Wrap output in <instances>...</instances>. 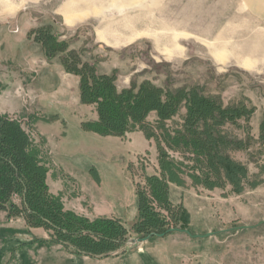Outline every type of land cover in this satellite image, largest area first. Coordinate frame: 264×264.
<instances>
[{"label": "rangeland", "instance_id": "1", "mask_svg": "<svg viewBox=\"0 0 264 264\" xmlns=\"http://www.w3.org/2000/svg\"><path fill=\"white\" fill-rule=\"evenodd\" d=\"M77 13L87 16L67 22L68 14ZM43 27L67 42V51L95 63L100 74H115L119 89L145 80L172 91L199 86L225 106L242 103L253 109L248 123L242 119L241 127L228 124L224 129L247 141L248 147L229 154L247 165L249 182L257 184H246L238 193L230 184L195 188L187 178L185 202L175 205L186 204L189 224L178 226L152 253L165 264H264V59L250 69L244 64L248 57L264 54L250 50L260 45L264 22L254 19L239 0H0V112L20 121L42 144L52 193L65 208L94 218L98 205L85 197L84 177L68 174L54 161L52 144L65 131L35 124L36 118L54 115L98 120L94 105L79 102L80 77L65 70L61 56L66 53L48 58L30 37ZM220 52L225 61L218 58ZM155 120L153 112L148 121ZM66 138L55 147L59 157L65 144L81 139L73 127ZM146 139L138 129L117 138L90 135L85 149L93 160L107 158L127 169L135 186H145V177L159 169L156 142ZM13 201L20 204L21 197L15 195ZM33 238L49 239V232L0 211V264L144 263L137 251L146 239L134 233L127 247L94 257L70 253L62 245L29 244Z\"/></svg>", "mask_w": 264, "mask_h": 264}, {"label": "trees", "instance_id": "2", "mask_svg": "<svg viewBox=\"0 0 264 264\" xmlns=\"http://www.w3.org/2000/svg\"><path fill=\"white\" fill-rule=\"evenodd\" d=\"M31 36L48 58L66 53L61 56L65 70L80 77L81 102L94 105L98 113V120L82 122V128L118 137L142 131L156 142L159 169L145 177V186L137 183L138 216L129 228L117 218L81 216L66 209L61 197L52 193L42 144L20 121L0 112V210L8 218H24L29 228L49 232V239L33 238L29 244L62 245L70 253L92 257L108 255L127 247L131 233L143 241L189 224L188 211L170 199L171 184L187 187L188 178L195 188L213 190L230 184L238 193L246 184H257L249 182L247 165L229 154L248 147L247 141L232 138L224 129L228 124L241 127L242 119L248 123L252 108L242 103L225 106L199 86L172 91L145 80L119 89L115 74H100L95 63L83 61L77 51H67L68 43L59 41L51 27L32 31ZM153 112L156 120L149 122ZM15 195L21 197L20 204L13 201Z\"/></svg>", "mask_w": 264, "mask_h": 264}, {"label": "crops", "instance_id": "3", "mask_svg": "<svg viewBox=\"0 0 264 264\" xmlns=\"http://www.w3.org/2000/svg\"><path fill=\"white\" fill-rule=\"evenodd\" d=\"M239 1L254 19L264 22V0ZM259 38H261V42H263L261 44H264V32L260 34ZM78 92L79 102L83 105L80 99V90ZM54 117L55 118L48 120L36 118L35 124L38 126V123L40 125L43 122L42 124H45L54 132L59 131L60 127H62L63 131H65V135L62 137V139L52 144L53 147L51 152L53 153L54 161L59 167L62 168V170H65V172L72 176L75 174L76 177L81 175L84 177L83 179L86 182L85 197L89 198V201L92 204L98 205L95 206L96 215L91 219L102 217L117 218L125 224L133 223L138 216L139 200L136 186L127 169L124 170L122 166L112 163L111 161L107 160V158H103V161L101 160V162L93 160L86 153L85 147L87 144V139L90 135H98L100 137L105 136L84 130L82 128V122L85 118L77 120L75 117L66 118V116L64 117L62 115L61 119L60 116L54 115ZM95 119H97V115H95L92 120ZM50 123L53 125H49ZM70 127H73L81 139L72 140L69 143V146L68 144H65L63 152L59 157L55 147L59 142H63L65 139H67L66 137ZM106 137L117 138V136ZM44 140L47 142L46 137H44ZM107 152H109L108 149ZM51 176L52 174L48 173V184ZM185 191V187L171 184V201L174 204H179L182 201L184 203L185 200H183V198L185 199ZM184 207L186 209V204H184ZM177 232L174 231L173 233L165 236H155L146 239L137 251L141 258H143V264H165L162 259L158 257L159 255H154L152 252L156 249L161 240L167 239Z\"/></svg>", "mask_w": 264, "mask_h": 264}, {"label": "bare ground", "instance_id": "4", "mask_svg": "<svg viewBox=\"0 0 264 264\" xmlns=\"http://www.w3.org/2000/svg\"><path fill=\"white\" fill-rule=\"evenodd\" d=\"M80 1H87V0H80ZM87 16V14L83 13V14H68L67 15V22L69 23H74L75 21L79 20V19H83ZM118 28V27H117ZM118 30V29H117ZM105 39V38H104ZM263 42H261L260 40V45L258 44V48H251L250 50L252 52H261L264 50V46L261 44ZM257 46V45H256ZM218 55V58L221 60V61H225L226 59V54L224 52H220L217 54ZM253 55V54H251ZM251 58H247L245 59V66L247 67V69H250L252 68L253 66L256 65V63L258 62V59L260 58L261 60L264 59V54H262V56H250ZM257 61V62H256Z\"/></svg>", "mask_w": 264, "mask_h": 264}]
</instances>
